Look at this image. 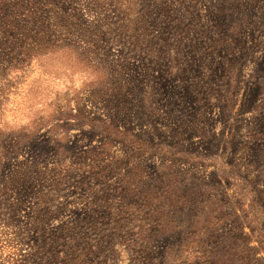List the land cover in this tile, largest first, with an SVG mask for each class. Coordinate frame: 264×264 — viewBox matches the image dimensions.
I'll return each mask as SVG.
<instances>
[{
	"label": "rangeland",
	"instance_id": "rangeland-1",
	"mask_svg": "<svg viewBox=\"0 0 264 264\" xmlns=\"http://www.w3.org/2000/svg\"><path fill=\"white\" fill-rule=\"evenodd\" d=\"M0 264H264V0H0Z\"/></svg>",
	"mask_w": 264,
	"mask_h": 264
},
{
	"label": "trees",
	"instance_id": "trees-1",
	"mask_svg": "<svg viewBox=\"0 0 264 264\" xmlns=\"http://www.w3.org/2000/svg\"><path fill=\"white\" fill-rule=\"evenodd\" d=\"M26 4H28V3H26ZM29 10H31L30 12L36 14V12L34 11V9H29Z\"/></svg>",
	"mask_w": 264,
	"mask_h": 264
}]
</instances>
